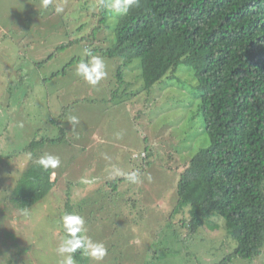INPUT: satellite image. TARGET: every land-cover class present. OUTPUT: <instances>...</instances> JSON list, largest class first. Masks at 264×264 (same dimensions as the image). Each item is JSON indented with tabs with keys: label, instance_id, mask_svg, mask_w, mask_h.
I'll return each mask as SVG.
<instances>
[{
	"label": "rangeland",
	"instance_id": "374dc122",
	"mask_svg": "<svg viewBox=\"0 0 264 264\" xmlns=\"http://www.w3.org/2000/svg\"><path fill=\"white\" fill-rule=\"evenodd\" d=\"M102 2L0 0V264H59L67 203L85 219L86 235L107 249L99 264H216L235 247L223 219L205 216L179 238L187 211L176 181L209 143L190 73L179 66L146 90L136 60L118 81L119 62L100 53L114 40L117 17L104 23ZM85 50L106 63L95 86L76 74ZM113 91L125 93L115 99ZM32 139L39 142L23 152ZM44 154L61 161L50 168L54 188L24 211L6 206L17 179ZM133 172L140 182L127 179ZM116 177L125 181L107 184ZM76 264L96 262L85 256ZM229 264H264V252Z\"/></svg>",
	"mask_w": 264,
	"mask_h": 264
},
{
	"label": "trees",
	"instance_id": "16d2710c",
	"mask_svg": "<svg viewBox=\"0 0 264 264\" xmlns=\"http://www.w3.org/2000/svg\"><path fill=\"white\" fill-rule=\"evenodd\" d=\"M100 14L106 23L110 13L101 6ZM113 26L114 40L100 53L119 62L118 81L123 82V69L137 60L146 90L171 79L179 66L194 83L190 94L197 101L196 116L209 143L191 156L176 181L177 201L187 211L180 222L185 233L179 238L195 233L204 217L212 214L224 220L235 244L232 254L216 264L260 257L264 252V0H138L127 15L116 17ZM111 94H116L115 99L123 96L118 91ZM48 140L52 139L40 143ZM38 142L32 139L23 152ZM51 175L50 168L30 165L4 197L5 205L24 211L43 200L55 186ZM121 181L125 179L116 177L107 184L116 188ZM65 208L64 214L72 213L68 203ZM61 232L65 235L62 228ZM73 255L75 261L85 259L81 250Z\"/></svg>",
	"mask_w": 264,
	"mask_h": 264
},
{
	"label": "clouds",
	"instance_id": "9594fccd",
	"mask_svg": "<svg viewBox=\"0 0 264 264\" xmlns=\"http://www.w3.org/2000/svg\"><path fill=\"white\" fill-rule=\"evenodd\" d=\"M48 2L49 0H44L45 5ZM137 3L138 0H104L102 7L106 8L110 14L121 17L127 15ZM56 11L60 13L63 9L58 7ZM84 56L86 58L77 63L76 74L89 85L95 86L107 75L105 60L87 50H85ZM70 121L72 124L79 122L76 116H71ZM36 163L47 170L59 167L61 161L58 156L44 154L37 159ZM127 179L133 183L140 182L138 173L135 172L127 174ZM85 224V219L77 214L66 213L60 218V226L65 236L56 249L57 254L61 257L59 264H76L73 254L77 250H81V255L90 258L96 264H99L107 255L104 244L95 242L86 235Z\"/></svg>",
	"mask_w": 264,
	"mask_h": 264
}]
</instances>
